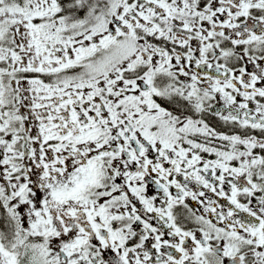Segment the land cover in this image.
<instances>
[{
  "label": "snow or ice",
  "instance_id": "1",
  "mask_svg": "<svg viewBox=\"0 0 264 264\" xmlns=\"http://www.w3.org/2000/svg\"><path fill=\"white\" fill-rule=\"evenodd\" d=\"M0 264H264V0H0Z\"/></svg>",
  "mask_w": 264,
  "mask_h": 264
}]
</instances>
